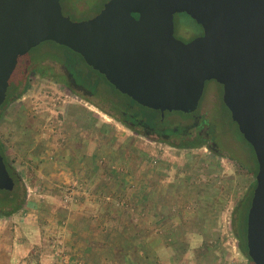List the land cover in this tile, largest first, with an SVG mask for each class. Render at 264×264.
Returning <instances> with one entry per match:
<instances>
[{
    "label": "rangeland",
    "instance_id": "rangeland-1",
    "mask_svg": "<svg viewBox=\"0 0 264 264\" xmlns=\"http://www.w3.org/2000/svg\"><path fill=\"white\" fill-rule=\"evenodd\" d=\"M106 1L80 0L78 16L62 13L86 20ZM198 34L174 16L176 39ZM24 57L0 109V131H14L22 147L1 133L0 144L26 192L20 210L0 216V264H249L234 228L236 207L253 192L257 163L221 98L199 111L211 123L204 132L225 140L221 147L211 141L181 149L201 144L194 137L204 120L195 126L196 118L167 113L164 127H176L177 136L169 144L144 137L128 128L136 126L133 108L121 113L130 101L76 54L46 42ZM69 67L81 72L83 86L62 84ZM215 90L221 94V85L206 82L199 106ZM131 105L145 119L152 116ZM229 139L237 150H229Z\"/></svg>",
    "mask_w": 264,
    "mask_h": 264
},
{
    "label": "water",
    "instance_id": "water-1",
    "mask_svg": "<svg viewBox=\"0 0 264 264\" xmlns=\"http://www.w3.org/2000/svg\"><path fill=\"white\" fill-rule=\"evenodd\" d=\"M178 14L202 35L176 39ZM46 42L80 56L161 119L194 113L206 82L222 86V102L257 163L245 239L252 263L264 264V0H107L81 21L64 15L60 0H0V109L18 59ZM13 189L0 154V190Z\"/></svg>",
    "mask_w": 264,
    "mask_h": 264
},
{
    "label": "trees",
    "instance_id": "trees-1",
    "mask_svg": "<svg viewBox=\"0 0 264 264\" xmlns=\"http://www.w3.org/2000/svg\"><path fill=\"white\" fill-rule=\"evenodd\" d=\"M79 1L80 0H60V3L62 5V9L64 11L70 13V15H74V16L77 15L78 16L80 13L76 10V2H79ZM101 9H102V7H101ZM100 10H98L95 13H93L94 14L93 16H95ZM83 13H81V14H83ZM93 16H90V18H92ZM133 16L135 18H138V15H133ZM175 16H176L177 21L181 24V26L188 33L197 32L199 30V34L197 36H195V37H198V36L202 35V29H201V27L198 26L187 15H185V14H178V15H175ZM54 45H56V44H54ZM56 46H58V45H56ZM58 47L61 48V49L68 50V49H66L64 47H61V46H58ZM32 50H34V49H32ZM71 53H73V52H71ZM24 58L25 57L19 58L18 59V62H20V61L22 62L24 60ZM78 58L80 59V61L83 64H85L83 62V60L80 58V56H78ZM66 63H69V65H70V59L68 57H66ZM69 68H68L69 80H68V83H67L66 86L69 87L71 90H72L71 87H73V86L74 87H76V85L77 86H80V85L83 86V84L80 83V81L82 79L81 78V72L79 70L72 71V68L71 67H69ZM94 72H96V71H94ZM98 75L101 76L103 82L106 85H108L115 92H117L111 85H109L106 82V80L104 79V77L102 75H100L99 73H98ZM63 83L66 84L65 77L63 79ZM8 92H9V88L7 90V96H6L5 103L2 105L1 109L9 101V99H8L9 98L8 97ZM19 97L20 96H15L14 98L17 99ZM126 98L128 99V101H130L129 105H131V103L136 104L131 99H129L128 97H126ZM139 107L142 108V109H145V110L147 109V108H144V107H141V106H139ZM147 110H149L151 112V114H152V116L150 117V119H145L143 117V115L141 114V112L137 110V112H135L133 114V116H132L133 118L137 119L136 120L137 121L136 122V126L135 127L134 126H128V128L129 129H132L134 132H136L138 134H142L144 137L151 138L153 135L154 136H157V138H156L157 141L166 142V143L169 144V138H171L172 136L173 137L174 136L176 137L177 134H178V131H177L176 127H172V128H169V129H165L164 126H165V124H167L166 121H165L166 118L164 117L163 119H161V115H160V113L158 111H154V110H150V109H147ZM167 113L168 112H166L164 115H166ZM185 116L188 119L191 118L190 115L185 114ZM211 129H212V127H211ZM199 138L200 139H203L202 135ZM199 138L197 140H199L198 142H201L200 145H195V144H192V143H185V144H182L179 148H181V149H193V148H197V147H200V146L204 145L203 144L204 141L200 140ZM219 138H221V137H219ZM241 138H242V136H241ZM242 140L244 141L243 138H242ZM217 142L219 144H222V142H221L220 139L217 140ZM247 145L249 146V144H247ZM171 146L172 147H175L174 145H171ZM249 148H250V146H249ZM0 154L3 157L4 163L6 165V169H7L8 173H9L10 177L14 181V189L12 191L9 192V191H2V190H0V216L9 217V216L15 214L18 210L21 209V207L23 206L24 200H25V194H26V192H25V189L23 187V183H22L20 174L7 161V158H6V156L4 154V151H3V147L1 145H0ZM255 164H256V161H255ZM256 172H257V164H256ZM256 172L254 174H256ZM254 179H255V175H254ZM252 187L254 189V187H255V180H254V184H253ZM251 197H252V193H250L249 196H246L245 199H243L242 202H240L238 204V206L236 207V214H237V217L236 218H237V220L235 222H237V223H235V228H234V235H235L236 239H238V241H239V244H238L239 250L246 256V258L248 259L249 264H253V263L249 259V257L247 256L245 234H246V215H247V212H248V209H249V206H250Z\"/></svg>",
    "mask_w": 264,
    "mask_h": 264
},
{
    "label": "flooded vegetation",
    "instance_id": "flooded-vegetation-1",
    "mask_svg": "<svg viewBox=\"0 0 264 264\" xmlns=\"http://www.w3.org/2000/svg\"><path fill=\"white\" fill-rule=\"evenodd\" d=\"M188 41H190V40H188ZM188 41H186V42H188ZM65 82H66V84H64V86L66 87V85H67V83H68V80L67 79H65ZM222 87V86H221ZM222 92H223V90H222ZM222 92H221V94H219L216 90L215 91H211V93L209 92V94L204 98V100L201 102V104H200V106H199V104H198V107H197V110L194 112V113H191V114H187V115H190L191 116V118L190 119H192V120H194L195 118V122H197V120L199 121V122H201V121H205V124L203 123H201V125L199 126V131L197 132V134L195 135V137H194V139H198L201 135H203V132H204V129L207 127V128H209V126H211L210 124V122H209V120L207 121L206 119H207V112L205 113V114H203L202 115V113H199V111H200V109L202 108V107H204V106H208V107H212V104L213 103H216V104H219L220 103V98H221V102H222ZM93 94V95H92ZM122 95V94H121ZM203 95V94H202ZM87 96H94V93H92V92H89L88 93V95ZM123 96H125V95H123ZM126 97V96H125ZM200 102V101H199ZM129 103H127V104H125L123 107H122V110H121V113H124V108L126 107V105H128ZM222 104H223V102H222ZM224 105V104H223ZM131 106V108H133L132 109V111L130 110V111H128V112H130V115H132L133 116V114L135 113V112H137V109H135L134 108V106L133 105H130ZM226 108V107H225ZM228 111V110H227ZM229 112V111H228ZM230 114V113H229ZM122 118H124V117H122ZM133 117H131V119H132ZM128 123H125V122H123L124 124H130L129 122H130V118L128 119V121H127ZM199 122H197L196 124H195V126H197L198 124H199ZM134 124V123H133ZM172 127V126H171ZM170 127V128H171ZM165 129H167L166 127H164ZM202 128H203V131H201L202 130ZM210 129V128H209ZM207 132L208 131H205L204 132V136H203V139H200V140H202V141H204V145H202V146H206V147H208V143L209 142H213V143H216V145L217 146H221V144H219L218 142H217V140L215 139V138H212L210 135H208L207 134ZM156 138H157V136H155ZM184 137L186 138L187 136H178V138L180 139V138H182V139H180V140H183L184 139ZM199 141V140H198ZM223 142L225 141V140H222ZM221 141V142H222ZM227 142L231 145V148L229 147V150H232V149H236L237 150V148H239V144L238 143H236L235 141H234V139H233V142L232 141H230V139L229 140H227ZM250 146V145H249ZM251 148V147H250ZM251 152H253V150H252V148H251ZM240 154H243L246 158H248L249 160H250V153H248V152H243L242 150H240Z\"/></svg>",
    "mask_w": 264,
    "mask_h": 264
},
{
    "label": "crops",
    "instance_id": "crops-1",
    "mask_svg": "<svg viewBox=\"0 0 264 264\" xmlns=\"http://www.w3.org/2000/svg\"><path fill=\"white\" fill-rule=\"evenodd\" d=\"M7 119H8V118H7ZM2 125H3V123L1 124V120H0V130H1ZM0 133L3 134V138H4V139L9 140L11 144H14V145L16 146V148H17V147H19V148L22 147V146H19V145H16V144H15V141H16V140H15V135H14L15 132H14V131H8V133H6V134H5V132L0 131ZM0 143H1V140H0ZM0 145H1V144H0ZM4 154H5V153H4ZM5 156H6V158H7V154H5ZM7 161H8V160H7ZM5 218H6V217H5ZM18 246H19V245H18ZM4 247H5V246H4ZM16 248H17V247H16ZM17 249H18L19 252H21V251L24 250V247H23V246H22V247L20 246V247L17 248ZM15 257H16V256H15ZM16 260H17V257H16ZM13 261H15V260H13ZM17 263H20V264L24 263V264H25V263H27V260H24V259L19 260V259H18V261L15 262V264H17ZM11 264H14V263L12 262V260H11Z\"/></svg>",
    "mask_w": 264,
    "mask_h": 264
}]
</instances>
